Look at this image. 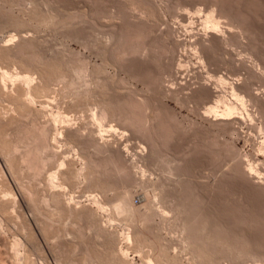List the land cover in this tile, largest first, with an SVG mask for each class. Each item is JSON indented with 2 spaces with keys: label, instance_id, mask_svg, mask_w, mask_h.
I'll return each mask as SVG.
<instances>
[{
  "label": "rangeland",
  "instance_id": "374dc122",
  "mask_svg": "<svg viewBox=\"0 0 264 264\" xmlns=\"http://www.w3.org/2000/svg\"><path fill=\"white\" fill-rule=\"evenodd\" d=\"M4 71L0 158L4 138L21 152L0 159L18 203L1 234L27 243L25 264H264V0H0ZM27 71L52 81L29 109L40 118L17 109ZM52 113L62 118L43 165L35 126ZM37 145L43 164L16 181L8 160ZM67 168L95 171L75 182ZM56 170L61 187L45 177Z\"/></svg>",
  "mask_w": 264,
  "mask_h": 264
},
{
  "label": "bare ground",
  "instance_id": "6f19581e",
  "mask_svg": "<svg viewBox=\"0 0 264 264\" xmlns=\"http://www.w3.org/2000/svg\"><path fill=\"white\" fill-rule=\"evenodd\" d=\"M208 21H210L211 23H213L214 25H216V21H215V19H214V17H213L212 15L207 16V22H208ZM206 27H207V26H206ZM218 27H219V26H218ZM211 28H212V26H211ZM215 29H216V28H215ZM223 30H224V29H223ZM214 31H215V30H214ZM217 35H218V34H217ZM122 38H123V37H122ZM25 40H26V39H25ZM221 42H222V41H221ZM7 48H8V46L6 47L5 45H4V49H3V47H2L3 50H5V49H7ZM8 50H9V48H8ZM2 52H4V51H2ZM2 54H4L5 57H4L3 55H2V56H3V58L6 59V61L8 60V61H10L11 63L13 62V61L10 60V58H9L10 55H9L7 52H6V53H2ZM6 55H7V58H8V59L6 58ZM12 60H13V59H12ZM16 60H17V59H16ZM14 61H15V60H14ZM5 63H6V62H5ZM11 63H9V64H11ZM13 63H14V62H13ZM7 64H8V63H7ZM14 64H15V63H14ZM38 68H39V67H38ZM42 68H44V67H42ZM42 68L37 69V67H36L35 69H37L38 72H39L40 70H44V69H42ZM33 70H34V69H33ZM37 70H36V71L34 70V72H35V73H38ZM49 70H50V68H49ZM49 70L47 69V71H48V72H47L46 69H45V71L47 72V74L49 73V75H48L49 77H47V78H49V79H51V80L53 81V79L55 80V78H54L53 75H56V74H54V72H52V70H50V72H49ZM54 70H55V68H54ZM9 72H10V71H6V72L4 71V72L1 73V75H0V92H2V95H4V92H5V91H4L5 88L3 89V87H4V83H6V82H5L6 79H7V81H9L8 79H10V81H13V80H11V79H13V77H14L13 74H14V73L12 74V72H10V73H11V74H10ZM80 72H81V71H80ZM82 72H83V71H82ZM82 72H81V73H82ZM21 73H22V72H21ZM24 73H25V72H24ZM31 73H32V71H31V72H28V71H27V73L21 75V77H19V78H21L20 80L22 81V84L20 85V87L17 86V87L19 88V93H18V94H19V98H20L21 100H20L19 98H18V99H19L20 102L22 101V103L18 102V99H17V101H16V100H15V101H16V103L19 104V106H17V109L20 108V105H22L21 107H23V109H22V108H20V109H21V110H25V111H24L25 113H24L23 111L21 112V110L19 109V110H20V115L23 114V116H25V115L28 114V111H30L29 109H31V108H30V107H31V104H32L33 102L35 103L34 100H36V98L40 97V96H39L40 94L42 95V94L45 93V92L48 93V92L50 91V89H51V91H52V89H53V88H51L52 86H50L51 84L49 85V83L52 82V81H50V80L48 79V80H49V82H48V81H47V78H46L45 80L41 79V82H40V80H39V83H41V84H36V83L38 82V80H37V82L35 83V81H33V77H32V74H33V73H32V74H31ZM39 73H41L42 75L44 74L43 71H42V72H39ZM39 73H38V74H39ZM50 73H51V74H50ZM52 73H53V75H52ZM17 74H18V72H17ZM17 74H16V75H17ZM41 74H39L38 77H40ZM47 74L45 73L43 76H45V75H47ZM82 74H83V73H82ZM12 75H13V77H12ZM42 75H41V76H42ZM57 75H58V77L60 76L59 73H58ZM57 75H56L55 77H57ZM19 76H20V74H19ZM43 76H42V77H43ZM52 76H53V77H52ZM17 77H18V76H16L15 78L17 79ZM50 77H52V78H50ZM15 78H14V79H15ZM19 78H18V79H19ZM40 78H41V77H40ZM40 78H39V79H40ZM43 78H45V77H43ZM59 78H60V77H59ZM82 78H83V77H82ZM34 79H35V77H34ZM56 80H57V79H56ZM221 80H222V79H221ZM42 81H43V83H42ZM223 81H224V80H223ZM55 82H56V81H55ZM11 83H13V82H11ZM11 83H9V84H11ZM15 89H16V88H15ZM17 90H18V89H17ZM48 90H49V91H48ZM232 90H233V89H232ZM54 91H55V90H54ZM236 91H237V90H236ZM237 92H239V91H237ZM50 93H51V92H50ZM234 93H235V92H234ZM5 94H6V93H5ZM52 94H53V92H52ZM240 94H241V93H240ZM0 95H1V94H0ZM46 95H47V94H46ZM231 95H232V94H231ZM235 95H236L237 97L239 96V95L236 94V93L234 94V96H235ZM4 96H5V95H4ZM11 96H12V95H11ZM11 96H10V97H11ZM15 96L18 97V95H14V96H12L11 98H13V100H14ZM37 96H38V97H37ZM47 97H48V96H46V98H47ZM49 97H50V95H49ZM49 97H48V98H49ZM241 97H242V96H241ZM11 98H10V99H11ZM40 98H41V97H40ZM15 99H16V98H15ZM43 100H44V99H43ZM233 100H235V99H233ZM236 100H237V99H236ZM240 100H241V99H240ZM52 101H53V100H52ZM44 102H45V101H44ZM47 102H48V101H47ZM217 102H219V101H217ZM223 102H224V101H223ZM238 102H239V101H238ZM241 102H242V100H241ZM248 102H249V101H248ZM227 103H228V102H227ZM18 104H17V105H18ZM238 104H239V103H238ZM241 104H242V103H241ZM33 105H35V104H33ZM33 105H32V106H33ZM47 105H48V104H47ZM219 105H220V104H219ZM235 105H236V104H235ZM235 105H234V106H235ZM42 106H43V105H42ZM42 106H41V107H42ZM234 106H233V105H230V104H229V105L227 104V106L224 108L222 114H224L225 116L228 115L229 112H232V110L234 111V109H233ZM242 106H243V105H242ZM48 107H49V106H48ZM219 107H220V106H219ZM219 107H218V108H219ZM239 107H240V106H239ZM27 108H28V111H27ZM34 108H35V107H34ZM35 109H36V108H35ZM219 110H220V109H219ZM243 110H244V109H243ZM17 111H18V110H17ZM40 111L42 112V110H39L38 113H39ZM216 111H217V109H216V107H215V105H214V106H210V108H209V110H208V113L210 112V114H211V112H212V114H213V112H216ZM26 112H27V114H26ZM33 112L36 113L37 111H36V110H34V111L32 110V112L30 111L29 113H31L32 116H33ZM58 112H59V111H58ZM102 112H103V113H101V114H102L101 116L104 117L106 111H105V112L102 111ZM217 112H218V111H217ZM248 112H249V110H248ZM14 113H15V112H14ZM18 113H19V111H18ZM42 113H43V112H42ZM107 113H108V112H107ZM16 114H17V113H16ZM24 114H25V115H24ZM36 114H37V113H36ZM36 114H35V115H36ZM39 114H40V116H42L41 113H39ZM52 114H53V113H52ZM247 114H248V113H247ZM20 115H19V116H20ZM55 115H57V114H53V115L51 116L50 120H48L49 122L47 121L48 123H50V124H49L50 126L47 125V124H48L47 122H46V123H47L46 126H42V127H40L41 125H40V126H37V125L35 126V125H34L37 129H39V130H37L36 128H34V129H36V130L38 131V135H41V136H39V139H40V140H39V139H36V140L41 141V138H46L45 141L48 140V143H47V145H46V148L44 147L43 150H45V149H47V150L50 149V151H51V149H53V148L55 147V145H54L55 142L53 141V145H52V142H51V141H52V140H55V138H56V134L54 133V129H56V128H54V125H55L57 122H59L58 119H59V117H61V116H60L61 114L59 113V116H55ZM213 115H214V114H213ZM13 116H14V114H13ZM28 116L31 117V115H29V114H28ZM36 116H38V114H37ZM30 117H29V118H30ZM34 117H35V116H34ZM38 117H39V116H38ZM38 117H37V118H38ZM102 117L100 118L101 121H102ZM220 117H221V116H220ZM4 118H5V117H4ZM4 118H3V120H4ZM13 118L15 119V117H13ZM13 118H11L10 121H12ZM39 118H40V117H39ZM39 118H38V119H39ZM61 118H62V117H61ZM104 118H105V117H104ZM104 118H103V119H104ZM216 118H217V117H216ZM21 119H22V118H21ZM63 119H64V118H63ZM34 120H36V118H35ZM43 120H44V119H43ZM65 120H66V117H65ZM217 120H218V119H217ZM228 120H229V119H228ZM13 121H14V120H13ZM13 121H12V123H13ZM56 121H57V122H56ZM32 122H33V120H32ZM32 122H31V123H32ZM35 122H37L36 124H38L39 120H38V121H35ZM35 122H34L33 124H35ZM55 122H56V123H55ZM63 122H64V121H63ZM8 123H9V122H8ZM39 123H40V122H39ZM61 123H62V122H61ZM10 124H11V123H10ZM10 124H8V125H10ZM33 124H31V126H33ZM59 124H60V122H59ZM38 125H39V124H38ZM42 125H43V124H42ZM44 125H45V124H44ZM2 126H3V125H2ZM5 126H6V125H5ZM27 126H28V125H27ZM27 126H26V127H27ZM31 126H30V127H31ZM34 126H33V127H34ZM47 126H48L49 128H46ZM55 126H56V125H55ZM98 126H99V125H98ZM8 127H9V126H8ZM38 127H40V128H38ZM0 128H1V126H0ZM3 128H4V127H2V129H3ZM5 128H6V127H5ZM28 128H29V127H28ZM28 128H27V129H28ZM67 128H68V127H67ZM31 129H33V128H31ZM100 129H101V128H100ZM28 130H29V129H28ZM36 130H35V131H36ZM1 131H2V130L0 129V133H1L4 137H6L5 135H6L7 133H3L4 131L6 132V130L4 129L2 132H1ZM37 131H36V132H37ZM99 131H100V130H99ZM28 132H29V131H28ZM57 132H58V131H57ZM57 132H56V133H57ZM62 132H63V131H62ZM33 133H35V132H33ZM63 133H64V132H63ZM29 134H30V133H29ZM31 135H32V134H31ZM35 135H36V134H35ZM43 135H44L45 137H44ZM58 135H59V134H58ZM64 135H65V134H64ZM77 135H78V134H77ZM3 136H2V138H3ZM33 136H34V135H33ZM36 136H37V135H36ZM26 137H28V135H27ZM40 137H41V138H40ZM59 137H60V136H59ZM82 137H83V136H82ZM0 138H1V137H0ZM37 138H38V137H37ZM67 138H68V137H67ZM69 138H70V137H69ZM31 139H32V138H31ZM0 140H1V139H0ZM6 140H7V139L4 138V143H2V144H3V147L5 148V150H2V149H1V151H2V154H4V155H2V156H4V158L8 159V158H9V155H8V154L10 153V152L8 153V151H9V150L12 151V150L9 149V148L11 147V148H14V150H16V149L18 150V145H19V144H18V145H17V144H16V145H13L12 142L9 141V139H8V141H6ZM34 140H35V139H34ZM82 140H83V139H82ZM18 141H19V140H18ZM55 141H56V140H55ZM58 141H59V140H58ZM2 142H3V139H2ZM5 142H6V143H5ZM8 142H10V143H9L10 145H8V146L5 145V144H8ZM14 142H15V141H14ZM19 142H20V141H19ZM36 142H37V141H36ZM43 142H44V141H43ZM97 142H98V141H97ZM263 142H264V141H263ZM21 144H22V143H21ZM21 144H20V145H21ZM38 144H40V143H38ZM99 145H100V144H99ZM263 145H264V144H263ZM0 146H1V145H0ZM6 146H7L8 148H7ZM9 146H10V147H9ZM12 146H14V147H12ZM15 146H16V147H15ZM37 146L39 147V145H37ZM53 146H54V147H53ZM52 147H53V148H52ZM6 148H7V149H6ZM19 148H20V147H19ZM35 148H36V147H35ZM39 148H40V147H39ZM39 148L36 149V150L34 149V151L31 150L33 153H32L31 151H29V152L26 151L27 153H26V154L23 153L24 156H22V157H20V158H19V156H16V157L19 158V159L17 158V160H15L16 158L13 159V157H12V159H11V157H10V159L8 160L9 163H7V164H9L10 171L12 172V174L14 175V177L18 176V177L16 178V181L20 182V181H22V180H20V179H24V177L26 178V177H28L29 175L32 176V177H34V175H31V174H32L31 172H30L31 174H30V173L27 174L28 176L25 175L24 172H23V169H24V170H25L26 168L29 169V167H30V166H31L36 160H37V161H36L35 163H38V159H37V158H39V157H38V156H39V155H38V154H39L38 152H40V153L42 152V154L46 153V155L44 156L45 158H44L43 156H42V157H43V158H42V157H41L42 154H41L40 157H41L42 159L39 158L40 161L42 160V161L44 162V164H43V162H40V161H39V163H38L37 165L40 166V163H42L43 165H45V163H46L45 161H49L50 163H51L52 161H54V157H55V154H54V153L51 152V154L48 155V153H47L48 151L45 150L46 152L44 151V153H43V150H41V148H40V150H41V151H40ZM42 148H43V146H42ZM17 150H16V151H17ZM37 150H38V151H37ZM54 150H55V149H54ZM19 151H20V149H19L16 153H18ZM36 151H37V152H36ZM13 152H14V151H13ZM20 152H21V151H20ZM34 152H35V153H34ZM53 152H54V151H53ZM16 153H15V154H16ZM55 153H57V152H55ZM10 154H13V153L11 152ZM19 154H20V153H19ZM36 154H37L38 156H37V158L35 157V159H36V160H35V159H34V156H35ZM17 155H18V154H17ZM13 156H15V155H13ZM20 156H21V155H20ZM46 156H47V157H46ZM1 158L4 159L3 157H1ZM1 158H0V159H1ZM11 160H12V161H11ZM13 160H15V161H13ZM5 161L8 162L7 160H5ZM56 161H57V160H56ZM47 163H48V162H47ZM254 163H255V162H254ZM42 164H41V165H42ZM25 165H26V168H25ZM27 165H28L29 167H28ZM61 165L64 166L63 163H61ZM0 166H1V165H0ZM34 166H36V165H34ZM93 166H94V165H93ZM1 167H2V166H1ZM1 167H0V215H1V217H0V246H1V247H2V246L4 247V249H3V250H4L3 255H4V254H5V255H4V257H2L3 255L0 256V264H7V261H9L10 264H22V263H24V262H28V261L32 258V253H30L29 250H27V249H29V248L26 249V247H27L26 244H27V243L25 244V242L22 241L23 239L19 238L20 236L18 237L17 235H15V237L13 238V240L9 241V238H5V237H6V234H5V236H4V233L1 234V233L3 232V228L5 227V225H4V221L7 220L8 218H9V219H12V218H13V217H10V216H11V213H12V212L14 213V211H15V209H16V203H17V200H16V199H17V198H16L17 195L15 196V192H14V190H12V187H11L12 185L9 183L10 181H8V179H6L7 177H5L6 174H4V173H6V172H4V171H3L4 169H2L3 167H2V168H1ZM17 167H18V168H17ZM42 167L44 168V166H42ZM91 167H92V165H91ZM21 168H22V169H21ZM60 168H62V167H60ZM95 168H96V166H95ZM250 168H251V167H250ZM7 169H8V168H7ZM28 169H26V170H28ZM30 169H32L31 171H34V167L32 168V166H31ZM37 169H38V170H37ZM40 169H41V168H38V167L35 168V170L38 171V173H37V171H35V172H36V175H35V176H39V175L42 173V171H41L42 169H41V170H40ZM90 169H92V168H90ZM90 169L88 168V169H86V170L88 171V170H90ZM96 169H97V168H96ZM246 169H247V168H246ZM17 170H18V171H17ZM39 170H40L41 172H40ZM44 170H45V169H44ZM68 170H69V169L67 168V170H66L67 172L64 171V170H63L64 172L62 171L64 176H65L64 173H66V174H67V173H70L69 171H70L71 169H70L69 171H68ZM86 170H85V171H86ZM92 170H94V169H92ZM58 171H59V170H56V172H54V173L51 172L52 174L49 172V176H48V175L45 176V177H47L46 180H47L48 185H50L51 187H54V186L56 187V185H57V186H58V185L60 186L59 183H61V181H60L59 175L62 176V173L59 174ZM77 171H79V172H77ZM83 171H84V170H83ZM83 171H82V169H81V171H80V170H76L77 173H74V171L71 170V175H73V173H74V175H73V176H70L69 174H68V175L70 176V178H73V180H74V176H75V175H76L77 177L84 175L83 177H85V175H87L88 173L91 174V173H90L91 171H88V173H87V171H86V172L84 171L86 174H85V173L83 174ZM94 171H95V170H94ZM100 171H101V170H100ZM249 171H250V170H249ZM18 172H20V173L17 175ZM27 172H29V171H27ZM35 172H34V174H35ZM39 172H40V174H39ZM60 172H61V171H60ZM72 172H73V173H72ZM92 172H93V171H92ZM96 172H97V170H96ZM96 172H95V173H96ZM102 172H103V171H101V173H102ZM25 173H26V172H25ZM45 173H46V172H45ZM93 173H94V172H93ZM15 174H16V175H15ZM37 174H38V175H37ZM89 174H88V175H89ZM247 174H248V173H247ZM247 174H246V175H247ZM68 175H66V177H67ZM249 175H250V174H249ZM249 175H248V176H249ZM252 175H253V174H252ZM6 176H7V175H6ZM76 176H75V178H76L75 180L80 179V178H77ZM99 176H100V175H99ZM99 176H97V177H99ZM253 176H255V175H253ZM256 176H257V175H256ZM256 176H255V177H256ZM11 177H12V176H11ZM86 177H89V176H86ZM91 177H92V174H91ZM255 177H252V178L250 177V178H251V180H252V179H254ZM28 178H29V177H28ZM35 178H36V177H35ZM61 178H64V180H66V181H67V180L72 181V179H70L69 177H68V179L65 178V177H61ZM257 178H258V177H257ZM262 178H263V177H262ZM29 179H30V178H29ZM32 179H33V178H32ZM37 179H38V178H36V180H37ZM99 179H100V178H99ZM24 180L26 181V179H24ZM30 180H31V179H30ZM30 180H27V181H29V184H28V185L31 186L33 183L31 184V181H30ZM58 180H59L60 182H58ZM61 180H62V179H61ZM75 180H74V181H75ZM97 180H98V178H97ZM256 180H257V179H256ZM256 180H255V183H256ZM261 180H262V179H261ZM25 181H23V182H25ZM33 181H34V183L37 182V181H35V180H33ZM33 181H32V182H33ZM70 181H69V182H70ZM253 181H254V180H253ZM63 182H64V181H63ZM75 182H76V181H75ZM75 182H73L74 185H75ZM77 182H78V181H77ZM99 182H100V180L98 181V183H99ZM14 183H15V182H14ZM25 183H27V182H25ZM37 183H38V182H37ZM70 183H71V182H70ZM73 183H72V184H73ZM96 183H97V182H96ZM96 183L94 184L95 186L97 185ZM260 183H262V182L260 181ZM17 184H19V183H17ZM35 184H36V183H35ZM66 184H67V182H66ZM99 184H100V186H101V183H99ZM102 184H103V183H102ZM257 184H259V183H257ZM23 185H24L23 183L21 184V186H20V184H19L20 187H22ZM25 185H27V184H25ZM25 185H24V186H25ZM61 185H65V183H63V184H61ZM260 185H261V184H260ZM262 185H263V184H262ZM103 186H104V184H103ZM103 186H101V187H103ZM263 186H264V185H263ZM20 187H19V188H20ZM25 187L27 188V186H25ZM25 187H23V188H24V192H25L24 194L27 195V198L29 197V198H28V201H29V202H28V206H29L30 201L33 200V199H31V194H32V192H30V191L28 192V191H27L28 189H26ZM28 187H29V186H28ZM33 187H34V186H33ZM60 187H61V186H60ZM65 187H66V186H65ZM96 187H99V185L96 186ZM104 187H105V186H104ZM30 188H31V187H30ZM30 188H29V189H30ZM47 189H48V188H47ZM50 189H51V188H50ZM101 189H102V188H101ZM105 190H106V189H105ZM22 191H23V190H22ZM31 191H32V190H31ZM49 191H50V190H49ZM55 192H56V191H55ZM57 192H58V191H57ZM53 193H54V192H53ZM55 194H56V193H55ZM32 195H33V194H32ZM60 195H62V194H59V193H58V195H57V194H56V195L53 194V197H55L56 200H57V198H58V199H59V198L61 199V197H59ZM51 196H52V195H51ZM56 196H57V198H56ZM62 197H63V196H62ZM33 198H34V197H33ZM51 198H52V197H51ZM96 198H97V197H96ZM55 199L53 198L52 200H53V202L55 201V203L57 204V203L59 202V200L56 202ZM62 199H64V198H62ZM47 200H49V199H47ZM50 200H51V199H50ZM96 200H97V199H96ZM43 201H44V200H43ZM64 201H65V200H64ZM64 201H63V203H61L62 201L59 202V203H61V206H62L64 209H62V207L59 205V203L57 204V205H59V206L61 207V209H60V208H58V209H60V212L62 213L63 216H64V214L66 215V212H67V210H68V209H66V208L63 206V205H64ZM31 202H32V201H31ZM33 202H34V201H33ZM66 202H67V201H66ZM24 203H26V202H24ZM71 203H72V202H71ZM96 203H97V206H98L97 209H105V208H103L104 203H102V202H100V201H97ZM96 203H95V204H96ZM17 204H18V203H17ZM68 204H69V203H68ZM77 204H78V203H77ZM30 205H31V204H30ZM34 205H35V204L33 203V206H34ZM105 205H106V204H105ZM65 206H66L67 208H69V209H73V208H74V207L70 208V207H69L70 205H69V206L65 205ZM71 206H72V204H71ZM31 207H32V206H31ZM34 207H35V206H34ZM75 207H76V206H75ZM77 207H78V206H77ZM86 207H87V206H86ZM86 207L84 206L83 208H86ZM14 208H15V209H14ZM37 208H38V206H37ZM28 209H30V208L28 207ZM31 209H32V208H31ZM65 209H66V211H65ZM77 209H78V208H77ZM87 209H88V208H87ZM91 209H92V208H91ZM13 210H14V211H13ZM18 210H19V209H18ZM20 210H22V209H20ZM62 210L65 211L64 214H63ZM74 210H76V208L73 209V210H70V211H71V214H73L72 217L75 215V214H74V213H75ZM79 210H80V207H79ZM79 210H78V212H81V210H83V209H81L80 211H79ZM89 210H90V209H88V211L86 210L87 213L89 212ZM92 210H93V209H92ZM38 211H39V210H38ZM76 211H77V210H76ZM68 212H69V210H68ZM78 212H76V213H78ZM91 212H93V211H91ZM95 213H97L96 210H95ZM20 214H23V213H20ZM36 214H38V213H36ZM68 214L70 215V213H68ZM81 214H84V212L81 213ZM85 214H86V213H85ZM89 214H90V212H89ZM69 215H68V216H69ZM76 215H78V214H76ZM76 215H75V216H76ZM92 215H93V214H92ZM95 215H96V214H95ZM39 216H40V215H39ZM68 216H66V217H68ZM16 217H18V215H17ZM76 217H77V216H76ZM79 217H80V216H78V218H79ZM89 217H90V216H89ZM47 218H48V217H47ZM69 218H70V217H69ZM74 218H75V217H74ZM19 219H20V218H19ZM21 219H22V217H21ZM24 219H25V218H24ZM70 219H71V218H70ZM79 219H80V218H79ZM79 219H78V220H79ZM16 220H18V219H16ZM47 220H48V219H47ZM19 221H20V220H19ZM19 221H18V222H19ZM75 221H76V220H75ZM6 222H7V221H6ZM24 223H26V221H25ZM24 223H23V226H24ZM46 223H47V222H46ZM48 223H49V221H48ZM48 223H47V224H48ZM52 223H53V222H52ZM6 224H7V223H6ZM9 224H10V223H9ZM19 224H20V223H19ZM57 224H58V223H57ZM3 225H4V226H3ZM25 225H26V224H25ZM27 225H28V224H27ZM20 226H21V225H20ZM23 226H22V228L24 229ZM8 227H9V226H8ZM43 227H45V226H43ZM6 228H7V227H6ZM6 228H5V229H6ZM26 228H27V227H26ZM27 229H28V228H27ZM45 229H46V228H45ZM6 230H7V229H6ZM21 230H22V229H21ZM21 230H20V231H21ZM24 230H25V229H24ZM42 230H43V228H42ZM101 230H102V229H101ZM103 230H104V229H103ZM103 230H102V233H100V234H103V232H104ZM105 230H106V229H105ZM9 231H10V230H9ZM46 231H47V230H45L44 232H46ZM64 231H65V230H64ZM11 232H12V231H11ZM11 232H10V233H11ZM18 232H19V231H18ZM8 233H9V232H8ZM15 234H16V233H15ZM31 234L34 235V233H31ZM129 235H130V234H129ZM3 236H4V237H3ZM4 238H5L6 240H5ZM31 238H32V237H30V239H31ZM35 238H36V237H35ZM125 238H126V239H129L130 236H127V237L125 236ZM7 239H8V240H7ZM31 240H33V239H31ZM129 240H130V239H129ZM34 241H35V239H34ZM1 247H0V248H1ZM3 247H2V248H3ZM114 248H115V247H114ZM115 249H116V248H115ZM0 250H1V251H0L1 253H0V254H2V251H3V250H2V249H0ZM5 250H6V251H5ZM116 251H117V250H116ZM116 251L114 250L115 253H117ZM119 251H120V250H119ZM121 252H122V251H121ZM118 254H120L121 257H124L123 255H125V253L123 254V252H122V253H118ZM121 254H122V255H121ZM6 255H8V256H6ZM6 257H9V258L6 259ZM125 257H126V256H125ZM32 260H33V261L35 260L34 257H33ZM33 261H32V262H33ZM35 261H36V260H35ZM36 262H37V261H36ZM8 264H9V263H8ZM24 264H25V263H24ZM35 264H36V263H35Z\"/></svg>",
  "mask_w": 264,
  "mask_h": 264
}]
</instances>
